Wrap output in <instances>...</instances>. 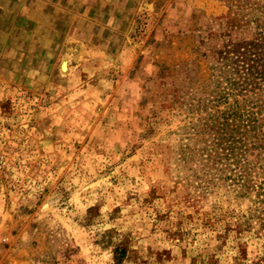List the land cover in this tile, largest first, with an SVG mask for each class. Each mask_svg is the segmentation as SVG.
<instances>
[{"label":"rangeland","instance_id":"rangeland-1","mask_svg":"<svg viewBox=\"0 0 264 264\" xmlns=\"http://www.w3.org/2000/svg\"><path fill=\"white\" fill-rule=\"evenodd\" d=\"M52 9L0 23V264H264V172L226 179L196 109L264 0Z\"/></svg>","mask_w":264,"mask_h":264},{"label":"trees","instance_id":"trees-1","mask_svg":"<svg viewBox=\"0 0 264 264\" xmlns=\"http://www.w3.org/2000/svg\"><path fill=\"white\" fill-rule=\"evenodd\" d=\"M262 24L253 40L226 48L218 54V73L211 81L214 87L204 100L203 108L200 110V104L196 106L197 111L208 110L203 125L214 129V144L208 157H213L218 163L225 160L224 166L230 170L226 179H230L232 184H250L251 171L264 172ZM230 165L234 168L231 169ZM259 184L255 212L262 215L261 226L264 227V180ZM260 261L264 263V255Z\"/></svg>","mask_w":264,"mask_h":264},{"label":"crops","instance_id":"crops-1","mask_svg":"<svg viewBox=\"0 0 264 264\" xmlns=\"http://www.w3.org/2000/svg\"><path fill=\"white\" fill-rule=\"evenodd\" d=\"M66 1L67 0H0V23H6L5 25H7L12 22L18 24L26 22L28 24L36 23V25L40 24L42 26L44 23L43 21L49 20L47 14L53 10L52 7L64 11V9H66ZM22 14H28V16Z\"/></svg>","mask_w":264,"mask_h":264}]
</instances>
